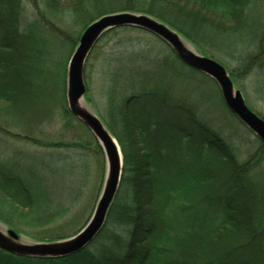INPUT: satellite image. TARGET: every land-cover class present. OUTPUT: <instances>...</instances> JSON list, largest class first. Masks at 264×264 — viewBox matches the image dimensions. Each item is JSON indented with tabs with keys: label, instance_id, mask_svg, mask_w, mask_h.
<instances>
[{
	"label": "trees",
	"instance_id": "obj_1",
	"mask_svg": "<svg viewBox=\"0 0 264 264\" xmlns=\"http://www.w3.org/2000/svg\"><path fill=\"white\" fill-rule=\"evenodd\" d=\"M44 1L53 8L57 0ZM254 2L76 0L71 10L75 17L95 12L85 26L111 11L142 12L191 42L220 31L229 36L224 43L230 38L240 49L245 41L248 50L261 40L257 38L260 21L251 14ZM40 31L36 21L22 22V0H0V100L6 99L8 108L18 101L20 91L14 81L26 84L27 73L40 78L44 71L40 64L45 41L38 37ZM195 46L204 54L200 45ZM173 55L175 69L187 66ZM238 56L242 60V53ZM258 56L260 52L246 54L244 60L251 63ZM8 69L14 73L11 81L5 74ZM147 86L143 83L139 90L128 91L130 85H122L117 114L111 107L104 118L124 163L120 186L93 241L79 252L56 258L26 257L0 249V260L6 264H264V191L252 174L263 158L264 144L257 156L239 163L224 138L201 122L185 101L175 102L166 90ZM63 113L76 119L67 106ZM35 172L32 168V174L18 175L0 168V189L14 204L37 210L44 190L28 180ZM125 222L132 226L125 251L112 257L98 254L93 246L107 225Z\"/></svg>",
	"mask_w": 264,
	"mask_h": 264
},
{
	"label": "rangeland",
	"instance_id": "obj_2",
	"mask_svg": "<svg viewBox=\"0 0 264 264\" xmlns=\"http://www.w3.org/2000/svg\"><path fill=\"white\" fill-rule=\"evenodd\" d=\"M75 1L57 0L52 8L44 0H22V22L36 21L41 29L38 37L45 41L44 62L40 64L44 71L40 78L27 73L26 84L14 81L13 86L20 91L18 101L14 102L16 108H8L10 103L0 100L1 171L18 175L25 171L29 175L34 168L36 172L28 180L44 190L36 210L14 204L0 189V229L14 230L23 243L59 240L77 233L91 217L103 185L102 149L81 122L63 113L67 106L68 62L87 26L86 20L95 15L85 12L75 17L71 10ZM253 4L251 14L260 21L257 38L261 40L252 43L248 50L245 41L240 49L230 38L224 43L223 39L229 36L221 30L226 34L218 31L217 36L210 33V37L202 35L200 41L195 40L205 50L202 54L196 43L175 31L189 49L220 62L248 107L264 118V0H255ZM115 12L119 11L102 15ZM228 43V48L224 47ZM259 52L260 56L251 63L244 60L246 54ZM174 60L171 48L145 30H111L96 42L86 59L82 105L105 125L104 118L110 115L111 107L117 114L116 104L123 94L121 86L129 84L128 91H136L146 83L150 89L166 90L175 102L185 101L201 122L224 138L239 163L257 156L260 140L226 108L216 83L188 66L175 69ZM5 72L11 81L13 70ZM57 143L60 146H55ZM122 160L124 163L123 154ZM258 162L252 174L264 191V153ZM131 231L127 222L115 226L110 223L93 248L107 257L119 256L125 251ZM60 236L64 237L57 238ZM0 264L6 263L0 260Z\"/></svg>",
	"mask_w": 264,
	"mask_h": 264
},
{
	"label": "water",
	"instance_id": "obj_3",
	"mask_svg": "<svg viewBox=\"0 0 264 264\" xmlns=\"http://www.w3.org/2000/svg\"><path fill=\"white\" fill-rule=\"evenodd\" d=\"M117 27L145 30L166 43L189 68L210 77L218 86L226 108L264 144V118L245 103L235 89L226 68L211 57L189 49L171 27L144 13L119 11L104 14L89 23L79 36L78 44L68 62L66 102L69 112L81 122L99 144L105 157L103 185L91 217L74 235L52 241L23 243L12 229H0V249L26 257H63L79 252L90 244L103 227L110 205L119 188L123 160L116 139L101 119L82 105L85 93L83 70L86 59L103 33Z\"/></svg>",
	"mask_w": 264,
	"mask_h": 264
},
{
	"label": "bare ground",
	"instance_id": "obj_4",
	"mask_svg": "<svg viewBox=\"0 0 264 264\" xmlns=\"http://www.w3.org/2000/svg\"><path fill=\"white\" fill-rule=\"evenodd\" d=\"M184 43V42H183ZM185 44V43H184ZM186 45V44H185Z\"/></svg>",
	"mask_w": 264,
	"mask_h": 264
}]
</instances>
